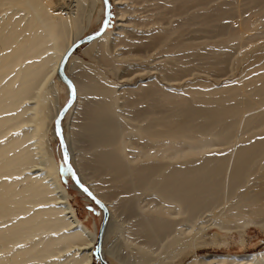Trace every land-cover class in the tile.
Listing matches in <instances>:
<instances>
[{"label": "bare ground", "instance_id": "1", "mask_svg": "<svg viewBox=\"0 0 264 264\" xmlns=\"http://www.w3.org/2000/svg\"><path fill=\"white\" fill-rule=\"evenodd\" d=\"M115 1L116 30L107 26L82 45L89 44L83 52L101 57L118 74L123 61L137 60L114 52L131 19ZM163 1L156 16H168V23L144 22L157 25L146 30L145 47L158 48L162 59L154 66L153 57H145L143 69L158 70L180 88L149 78L121 88L73 56L82 45L63 66L74 92L59 124L66 147L62 158L95 198L73 181L74 188L106 212L98 259L107 264V256L120 264H172L215 244L221 235L216 232L208 243V229L227 233L264 224V41L256 42L264 37V0ZM102 4L0 0V264H95L97 226L90 229L72 205L52 141L62 108L55 80L65 89V100L71 94L59 72L62 58L94 19L102 23ZM195 26L217 33V40L187 38ZM236 50L234 68L243 60L248 64L235 81L221 83ZM69 63L75 78L67 74ZM196 71L213 73L221 84L188 81ZM77 110L86 120L78 133L75 126L64 134V119ZM105 183L112 185L111 193L100 191ZM112 189L123 194L113 199ZM112 234L121 245L103 249ZM185 264H264V253L193 256Z\"/></svg>", "mask_w": 264, "mask_h": 264}, {"label": "rangeland", "instance_id": "2", "mask_svg": "<svg viewBox=\"0 0 264 264\" xmlns=\"http://www.w3.org/2000/svg\"><path fill=\"white\" fill-rule=\"evenodd\" d=\"M119 2H122V3H120V6H119L120 9L124 8L125 10L126 9L129 10V11H127L128 16L127 15L126 16H127V18H129V19L131 18V19L130 20L128 19L130 21V24H129L130 26L127 25V27L124 29V33L122 34V36H120V38L116 41L117 44H115L116 47L114 48V52H115V54L120 56L122 59H129V60L133 59V60H137V61L136 62L132 61L130 65L127 64L128 62L126 63L123 61L124 64H122V66L120 65V67H122L121 71L118 74H113L112 72H110V70H108L106 63L103 61V59H101V57L94 56V55H87L86 53L83 52L89 44L86 46L82 45L79 48H77L76 49L77 51L73 54V56H75L79 61L83 62L84 64L86 63V65H88V66L90 65V67H94L95 68V69L93 68L94 70H97V71L99 70L100 72L104 73V75L107 78H109L110 81H112L113 83L115 82V84H117L119 87L124 88V89H128L132 86H137V84L140 81H144V82L146 81L147 82L149 79L154 80L158 83L160 82L159 84L162 86H165L166 88H170V87L180 88V84H181L180 82L178 84L176 82L172 83V82H168V81L164 80V78L161 76V73L158 70L152 69L150 71H145L143 69V68H145V62H144L146 60L145 57L152 56L153 60H154V64L156 63L154 66H157V64H159L161 62L160 59H162V58H160V59L158 58V56L161 57V53L159 52L158 48L150 47V46L148 48L145 46L146 45L148 46L147 42L149 39V35L147 34L146 30L147 31L153 30L157 26L155 24V22L153 24V21H155V19H156V21L164 23L163 20L165 19V21H166L165 23H168L167 22L168 16L166 17L167 20H166V18L159 20L158 17L156 16L160 10L161 5L164 3V1L163 0L162 1L157 0V2H156V0H149V1H144V0H121L120 1L119 0ZM111 3H112V7L110 8L111 9V11H110L111 15H110V21L108 24V28H109V30L114 31V30H116V28L118 26L119 9H118V6L115 4L116 3L115 0H111ZM158 5H159V7H158ZM102 6L104 7V4H102ZM146 7H148V8H146ZM149 7L153 10L149 9ZM157 7H158V9L156 11ZM149 10H151V11H149ZM96 14H97V12L95 13V17H97ZM149 15H150V17H149ZM151 15H153V16H151ZM102 17L104 18V14ZM145 19L146 20L151 19L153 21L152 22L150 21V23L146 22V25H147L146 26L144 23ZM96 20H97V18L94 19L93 22L91 23L90 28L86 32V35L91 34V33H95L100 28L102 23L97 22ZM129 21H126V22L129 23ZM233 22H236V19H234ZM192 30H195V32ZM192 30L190 29L189 31H191V32L188 31V33H187L188 35L187 34L186 35H187V38L193 39L196 42H199L201 39H202V41L208 40V42H212V41H214L212 39V37L215 38V40H217L216 38H217L218 34L216 33L215 34L216 36H215L214 35L215 32L209 33V31H204V33H203V32L198 31V28L196 26L193 27ZM210 37H211V39H210ZM220 37H223V36H220ZM209 40H211V41H209ZM258 40H260L262 42V40L264 41V37H258L256 39V42H258ZM202 41H200V42H202ZM151 48H153V49H151ZM237 52L239 53L240 51L236 50L235 55L232 54L228 60L229 63L227 62V66H229V64L233 65V67L232 66H229L230 68L228 67L229 69H232V72H231V70L229 71L228 68L226 70L230 74H228L226 71L224 72L225 74L227 73L229 75L228 76L229 78L227 76L221 77L220 78L221 83L226 82V81H228V82L235 81L236 78L240 76V73L242 72V70L247 66L248 60L247 61L243 60L242 62H240V63L238 62V64H237L238 67L240 68V69L238 68L239 71H238V69H236L237 66L235 65L236 62H235L234 58L235 59L239 58V57H235L238 54ZM239 54H238V56H239ZM230 59H233L232 62ZM232 63H234V64H232ZM70 64L71 63L68 64V67L66 69L68 76H73L74 74L76 75L77 74L76 72L72 73L73 71H71V65ZM234 67H236V68H234ZM233 68L236 69V71H233L234 70ZM142 70H144V71H142ZM237 71H238V73H237ZM199 72L201 73V71L194 72L193 75L187 80L190 82H197V83L208 82L212 86H214V85L218 86V84H221V83L216 82V79H215V76L213 73L207 74V73L203 72L200 74ZM232 73H234L233 76H232ZM235 74H236V76H235ZM211 76H214V77H211ZM73 77L75 78L76 76H73ZM55 83L57 84L58 89H60L59 102H60V105L63 107V105L67 101V100H65V95H64L65 89H63L61 87V85L57 82V80H55ZM126 101H129V100H124V103H126ZM128 103L130 105L131 101H129ZM78 111L80 112V110H77L74 113H71V114L69 113L70 115H68L67 118L64 119V121L62 123V127L64 129L63 132H65L64 134H69V133H72L73 131H75V126H76V131H77V129L79 130L78 126H80L86 120L83 118V116ZM79 115H80V117H79ZM76 133H78V131ZM55 138L56 139L52 141V146L54 149L55 156H56V158L60 164L59 169H60V175H61L62 182L65 185V187L67 188L69 194L72 196V199L70 201H71L72 205L74 206V208L77 210V213H78L80 219L85 221L87 214L88 213L91 214V217L86 219L85 224L90 229H93V226L96 225L97 230H99L100 223L104 217L103 211L94 201L90 200L88 196H86L85 194H82L78 189L74 188V183L71 179V176L69 175V172L64 165L60 141H59L57 135ZM139 144L141 146V144H142L141 141H139ZM77 147L79 148L82 146H77ZM73 168L76 171L77 168H76L74 162H73ZM109 184L110 183H108V186H110V187H108V186L105 187L107 185L106 183L104 185L103 184L99 185L100 191L105 193V191H106V190H104L105 188H107V190L109 188L110 189L113 188L112 185L111 184L109 185ZM101 187L103 188L104 191L102 190ZM113 191L117 192L116 195L114 193L113 199L119 198L118 197L119 194H121V195L123 194V191H121V189H115ZM107 192L111 193V190L106 191V194H107ZM110 195L112 196L113 194H110ZM109 198L111 199L112 197H109ZM108 212H109L108 223H113L114 220H112V218H111L110 211L108 210ZM119 215H121V214H119ZM119 217H116V218L118 219ZM122 218H125L123 220H125L126 222H129V220H127L128 218H126V216L120 217V219H122ZM120 219H118V220H120ZM126 222H125V226L127 227L129 225V223L127 224ZM232 229L233 230L235 229V230L234 231L230 230V232L227 231V233L226 232L219 233L218 230L215 228L214 229H208L206 232L208 243L211 240V236L216 235V232L221 235V237L217 238V241L215 244H209V245H205V247L195 248V250L192 253H190L189 255L188 254L187 255L182 254L179 257L175 258L174 261L172 262V264H185L193 256L202 257V256H208V255H246V254L264 253V224H261V225L259 224V226L258 225L257 226L249 225L248 227H246V229L244 231L240 230L241 228H239V227L238 228L234 227ZM118 237H119V235H117V234L110 235V237L106 241V244L104 243L103 249L110 248L112 246V243H115V242L117 245H121L122 239L119 238L120 240L118 241V239H117ZM95 248H94V252H93L94 262H95V264H101V262L99 261L97 255L95 253ZM172 253H173V249H171V254ZM119 254L122 256H126L125 251L124 252L121 251ZM107 257H108V259H107L108 264H120L113 257H110V256H107Z\"/></svg>", "mask_w": 264, "mask_h": 264}, {"label": "water", "instance_id": "3", "mask_svg": "<svg viewBox=\"0 0 264 264\" xmlns=\"http://www.w3.org/2000/svg\"><path fill=\"white\" fill-rule=\"evenodd\" d=\"M104 1V18H103V21H102V24L100 26V28L97 30V32L95 33H91V34H87L79 39H77L69 48L68 50L65 52L64 54V57L62 58V61H61V68H60V75L62 77V79L64 80V82L69 86L70 88V96L68 98V100L66 101V103L63 105V107L61 108V110L58 112L57 116H56V127H57V135H58V139L60 141V144H61V151H62V154L64 155V158L66 156V147L64 145V141H63V136H62V132H61V129H60V121L62 119V117L64 116V114L66 113V111L68 110L69 106L72 104L73 102V92H74V88H73V85L72 83L70 82V80L68 79V77L66 76L64 70H63V66L65 65L66 61H67V58L68 56L71 54V52H73L75 50V48H77L78 46L84 44L85 42H88L90 40H92L93 38L101 35L105 29L107 28L108 24H109V21H110V1L109 0H103ZM64 161L66 162L67 164V159H64ZM69 173H70V176H71V179L72 181H74V183L86 194L88 195L89 197L91 198H95V196L92 194V192L87 189L86 187H84V185L80 182V180L76 177V174L74 173V171L69 168ZM85 189H87V191H85ZM100 204H102L100 202ZM105 223H106V212L104 211V217L100 223V226H99V230H98V241L95 245V253L96 255L100 256V237L104 231V227H105ZM101 264H107L105 263L104 261L101 262Z\"/></svg>", "mask_w": 264, "mask_h": 264}, {"label": "crops", "instance_id": "4", "mask_svg": "<svg viewBox=\"0 0 264 264\" xmlns=\"http://www.w3.org/2000/svg\"><path fill=\"white\" fill-rule=\"evenodd\" d=\"M108 30H109V29H108ZM63 130H64V129H63ZM64 133H65V132H64ZM88 215H90V216H91V214H89V213H88V214H87V216H86V219H88V218H87V217H88ZM86 219H85V221H86Z\"/></svg>", "mask_w": 264, "mask_h": 264}, {"label": "snow or ice", "instance_id": "5", "mask_svg": "<svg viewBox=\"0 0 264 264\" xmlns=\"http://www.w3.org/2000/svg\"><path fill=\"white\" fill-rule=\"evenodd\" d=\"M85 191H87V189H85Z\"/></svg>", "mask_w": 264, "mask_h": 264}]
</instances>
